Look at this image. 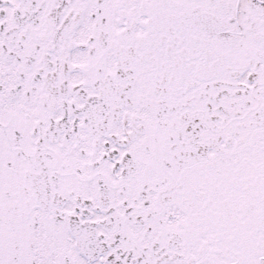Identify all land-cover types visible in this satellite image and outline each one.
Wrapping results in <instances>:
<instances>
[{
    "label": "snow or ice",
    "instance_id": "snow-or-ice-1",
    "mask_svg": "<svg viewBox=\"0 0 264 264\" xmlns=\"http://www.w3.org/2000/svg\"><path fill=\"white\" fill-rule=\"evenodd\" d=\"M0 264H264V0H0Z\"/></svg>",
    "mask_w": 264,
    "mask_h": 264
}]
</instances>
